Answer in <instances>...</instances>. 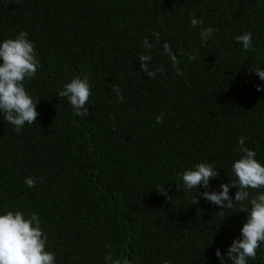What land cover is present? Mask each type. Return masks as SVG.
I'll return each instance as SVG.
<instances>
[{"label":"trees","instance_id":"obj_1","mask_svg":"<svg viewBox=\"0 0 264 264\" xmlns=\"http://www.w3.org/2000/svg\"><path fill=\"white\" fill-rule=\"evenodd\" d=\"M193 15L203 24L192 27ZM209 26L218 30L204 43ZM21 31L41 65L25 81L40 115L17 134L0 114V214L36 213L56 264H110L109 253L131 264H221L217 248L227 259L248 202L220 210L199 195L203 185L183 190L179 174L213 162L220 175L208 190H222L236 179L242 136L264 164V80L250 71L264 68V0H0V43ZM246 32L254 50L236 39ZM166 41L184 50L183 75ZM149 51L150 70L165 69L154 78L139 61ZM85 75L93 87L82 117L58 92ZM248 264H264V243Z\"/></svg>","mask_w":264,"mask_h":264},{"label":"clouds","instance_id":"obj_2","mask_svg":"<svg viewBox=\"0 0 264 264\" xmlns=\"http://www.w3.org/2000/svg\"><path fill=\"white\" fill-rule=\"evenodd\" d=\"M203 24L202 19L193 15L191 26L197 27ZM213 27H202L200 31L201 40L207 43L210 37L214 36ZM26 31L19 32L15 38L5 39L0 43V114L4 120L15 127L17 134L23 130L25 124L37 122L40 113L37 111L39 100H35L26 90L25 81L33 78L40 68L38 53L35 49V42L28 38ZM157 41L160 40V33H154ZM244 50L253 48V37L251 32H246L236 37ZM143 47L150 50L153 45L149 43L148 37L144 38ZM163 52L168 55L173 68L178 75H183L179 68L178 55H184L182 48L178 49V55L173 52L172 47L166 41L162 44ZM189 59L195 60V55H189ZM219 59V57H218ZM152 56L149 52L141 53L139 56L140 66L148 77L154 78L157 72H163V66L150 70L149 63ZM218 61V60H217ZM261 80H264V68L251 67ZM92 82L88 76H76L70 82L65 83L63 89L58 92L59 98H67L75 109V114L86 116L89 110L85 107L92 95ZM257 91L264 89V85H256ZM114 91L117 94V102H123L124 97L119 86ZM163 114L155 117L156 123H163ZM240 137L236 149L240 158L232 164V170L236 177L231 183H222L220 191H209L210 181L220 175L217 166L212 162H201L194 168L185 170L180 175L183 190H197L201 185L205 191L200 193L204 199L219 206V209H231L237 203L248 205L240 211L247 212L248 216L241 229L240 237H237L227 250V259L216 249V256L221 264L230 261L231 264H248V259H255L257 250L264 243V164L258 161L255 150L249 149L245 140ZM34 177H26L25 184L28 187L35 186ZM238 190L233 198L230 195V188ZM250 190H260L256 195H250ZM168 195L167 190H157ZM169 199H172L169 196ZM199 203V199L193 204ZM224 217V216H223ZM222 217V218H223ZM42 221L36 213L25 214L23 210H9L0 214V264H56V254L48 250V235L42 228ZM105 260L110 264H131L125 257L123 259L113 258L109 253ZM165 264H170L165 261Z\"/></svg>","mask_w":264,"mask_h":264}]
</instances>
